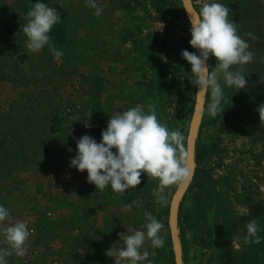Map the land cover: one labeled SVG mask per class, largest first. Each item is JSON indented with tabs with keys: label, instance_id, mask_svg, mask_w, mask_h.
<instances>
[{
	"label": "rangeland",
	"instance_id": "374dc122",
	"mask_svg": "<svg viewBox=\"0 0 264 264\" xmlns=\"http://www.w3.org/2000/svg\"><path fill=\"white\" fill-rule=\"evenodd\" d=\"M159 1L96 0L103 8L97 17L85 0H39L55 7L67 27L56 59L47 46L38 53L26 47L20 15L37 0H0V205L11 216L0 229L23 221L32 232L26 255L13 254L9 264H115L107 250L118 248V233L128 227L144 230L146 211L162 223L165 244L146 241L141 251L152 264H174L168 207L177 185L166 189L161 205L158 180L146 174L120 195L110 186L96 190L86 171L70 166L81 136L99 142L110 115L136 105L154 104L158 119L184 135L186 155L196 86L181 53L196 49L182 3L161 10ZM192 1L198 12L203 3L227 5L239 34L257 39L244 37L255 54L245 66L247 88L227 87L221 77L216 116L208 113L210 89L206 95L195 175L179 211L184 264H264V239L242 238L252 219L264 229V123L257 111L264 103V0ZM215 64L210 57V71ZM89 112L92 126L85 128ZM134 200L139 205L125 210Z\"/></svg>",
	"mask_w": 264,
	"mask_h": 264
},
{
	"label": "clouds",
	"instance_id": "9594fccd",
	"mask_svg": "<svg viewBox=\"0 0 264 264\" xmlns=\"http://www.w3.org/2000/svg\"><path fill=\"white\" fill-rule=\"evenodd\" d=\"M85 3L95 9V16L102 14L103 8L96 0H85ZM231 12L222 3H203L195 17L190 14L189 43L198 50L199 55L188 50L181 53L182 58L191 65V72L186 75L190 77V83L198 87V93L207 94L211 90V102L208 105L211 116L222 111L223 89L219 79L222 77L227 87L246 89L248 74L245 73V66L255 58L250 43L244 37L252 40L257 37L253 33L241 36L238 24L229 19ZM20 18L23 21L22 31L27 38L26 47L30 52L38 53L47 46L56 59L63 55L49 35L53 27L62 22L55 7L37 0ZM210 57L216 60L211 71L207 63ZM260 59L264 60V56ZM257 111L260 123H264V103L259 105ZM91 116L89 112L83 118L85 128L92 126ZM184 140L179 130H170L158 119L154 104L147 105V110L142 105H136L110 115L99 142L90 135L81 136L76 141V155L70 160V166L80 172L86 171L87 182L94 184L96 190L104 191L110 186L114 193L120 195L137 188L141 184L142 174H146L149 179L158 180L154 195L156 203L164 205L167 203L166 189L187 183L192 175L186 167ZM134 205L138 206L139 202L131 201L124 208L131 211ZM144 216L147 221L144 230L128 227L126 233H118L122 241L118 248L115 251L112 248L107 250L106 255L114 257L115 264H143L145 261L152 264L148 259L149 253L141 251L145 242L150 241L153 248L164 247L165 241L160 235L162 223L151 212L146 211ZM10 219V211L0 205V225ZM244 228L246 234L242 238L246 244H258L264 239L259 235L264 229L256 219L248 221ZM0 232L6 245L0 247V264H9L8 257L13 254L17 257L26 255L32 235L26 222L8 224Z\"/></svg>",
	"mask_w": 264,
	"mask_h": 264
},
{
	"label": "water",
	"instance_id": "95a60500",
	"mask_svg": "<svg viewBox=\"0 0 264 264\" xmlns=\"http://www.w3.org/2000/svg\"><path fill=\"white\" fill-rule=\"evenodd\" d=\"M183 9L190 22V14L195 17L198 13L192 0H181ZM191 26V24H190ZM199 55L198 50H196ZM208 63V62H207ZM206 95L204 93H198V87L196 86L195 101L193 106V112L188 126L186 135V167L191 172V178L187 183L177 185L172 197L170 199L168 207V227L169 234L172 243L174 264H184L182 244L179 235L178 219L180 203L189 188L196 170V140L198 137L200 125L203 119Z\"/></svg>",
	"mask_w": 264,
	"mask_h": 264
},
{
	"label": "trees",
	"instance_id": "16d2710c",
	"mask_svg": "<svg viewBox=\"0 0 264 264\" xmlns=\"http://www.w3.org/2000/svg\"><path fill=\"white\" fill-rule=\"evenodd\" d=\"M159 2H161V10L164 9L165 6H180L181 4V0H160ZM26 8V6L24 7H19V9H24ZM13 17H16V14L12 15ZM12 17V19H13ZM49 35L52 38V41L54 42L55 45H61L63 43H65L68 39V33H67V27L64 21H62L61 23L56 24L53 29L51 30V32L49 33ZM192 184V183H191ZM190 184V185H191ZM183 201V200H182ZM182 201L180 203V208L179 211L181 210V206H182ZM178 222H181L180 219H178Z\"/></svg>",
	"mask_w": 264,
	"mask_h": 264
}]
</instances>
